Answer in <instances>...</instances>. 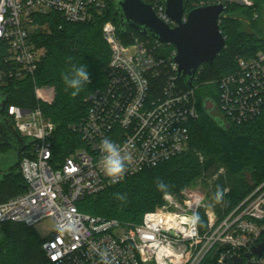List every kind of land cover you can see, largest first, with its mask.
Wrapping results in <instances>:
<instances>
[{"label": "built area", "instance_id": "obj_1", "mask_svg": "<svg viewBox=\"0 0 264 264\" xmlns=\"http://www.w3.org/2000/svg\"><path fill=\"white\" fill-rule=\"evenodd\" d=\"M142 1L165 22L177 25L166 15L164 0ZM235 2L253 5L252 0L217 4L227 7ZM108 4L109 0H0V49L7 51L0 89L9 79L35 77L45 54L35 36L49 30L47 24L37 22L38 15L56 12L68 22L88 23L102 16ZM103 37L111 52L108 83L85 99L86 116L69 126L85 146L56 159V124L42 108L10 105L6 109L5 117L13 120L20 136L35 141L19 164L25 191L0 202V231L8 222L33 227L53 219L54 229L42 243L53 264H102L100 252H106L112 264H200L214 247H221L220 262L233 256L248 261L246 254L264 241V182L229 213L208 211L206 197L192 186L180 195L165 194L163 204L147 212L139 224H123L77 208L85 195L114 185L100 167L99 146L105 137L131 156L122 182L186 152L190 123L200 117L196 88L181 89L174 58L168 63L157 55L165 44L139 38L126 44L112 21L103 25ZM209 83L219 86L217 108L229 122L259 116L264 112V49L241 58L234 73ZM34 91L40 101L51 103L55 98L53 87L36 84ZM194 212L207 217L204 233L199 224L192 228L189 223ZM250 260L264 264V252L252 254Z\"/></svg>", "mask_w": 264, "mask_h": 264}, {"label": "trees", "instance_id": "obj_2", "mask_svg": "<svg viewBox=\"0 0 264 264\" xmlns=\"http://www.w3.org/2000/svg\"><path fill=\"white\" fill-rule=\"evenodd\" d=\"M116 1L109 0L104 14L88 23L68 22L56 12L38 15L37 22L41 25L47 24L49 30H40L35 36L37 46L45 50L35 77L9 79L0 89V93L8 97L2 116L5 117L6 109L10 105L27 109L40 106L45 116L56 124L53 141L56 159L60 160L75 149L85 146L80 134L69 126L80 122L86 116L89 105L85 99L108 83L106 68L111 52L103 37V25L112 21L117 26L119 37L126 44L134 42L136 38L155 41L152 36L144 37L130 26H127L126 33L120 32V17L114 11ZM218 1L189 0L187 10L217 4ZM252 1V6L237 2L227 4L225 16L220 22L227 39L226 48L213 64L205 63L199 67L193 87L196 88L195 97L200 117L190 123L191 139L188 150L99 193L85 195L76 203L79 211L117 219L123 224H139L147 212L163 204L165 194L180 195L183 190L201 179L209 182L208 193L214 202L217 187L225 190L222 202L218 203V210L229 213L264 182V112L246 122H229L217 108L219 86L209 83L234 73L241 58H249L264 49L261 30L255 29L264 8V0ZM246 22L251 31L247 30ZM174 51V46L165 44L157 55L171 63ZM6 52L5 47L0 49V68H3ZM74 65H85L90 76V82L76 97L71 96L72 89H68L63 81V75L70 72ZM178 82L181 89L190 88L186 79L180 78ZM36 84L54 88L53 102L37 99L34 91ZM206 99L215 102L216 110L213 114L204 109ZM29 148L31 146L22 152L20 161ZM9 150V146H0V153H7ZM18 169L19 165L0 181V202L25 191L26 184L22 174H16ZM158 180L168 185L166 192L157 189ZM116 193L126 194V201L116 199ZM199 216L200 229L204 233L208 230V220L204 212H200ZM42 243L43 240L32 227L14 222L5 223L0 231V264H53L47 258ZM220 253L221 247H214L200 264H233L230 259L220 262Z\"/></svg>", "mask_w": 264, "mask_h": 264}, {"label": "water", "instance_id": "obj_3", "mask_svg": "<svg viewBox=\"0 0 264 264\" xmlns=\"http://www.w3.org/2000/svg\"><path fill=\"white\" fill-rule=\"evenodd\" d=\"M189 0H164L166 15L176 26L161 19L151 4L142 0H117L115 14L120 17L118 28L126 33L127 26L132 27L144 37L152 36L163 44L175 47L174 62L177 65V76L186 79L193 87L199 67L205 63L213 64L218 55L226 48L227 39L220 26V19L225 16L226 7L219 4L201 6L188 13L187 21L183 17L187 12ZM8 97L0 93V146H9L7 153H0V181L9 175L11 169L18 166L22 152L34 143V139H24L18 133L13 120L4 117ZM206 112L213 114L215 102L204 101ZM18 169L16 174H20ZM264 252V241L246 254L245 258L233 256V264H258L250 260L252 254L261 256Z\"/></svg>", "mask_w": 264, "mask_h": 264}, {"label": "clouds", "instance_id": "obj_4", "mask_svg": "<svg viewBox=\"0 0 264 264\" xmlns=\"http://www.w3.org/2000/svg\"><path fill=\"white\" fill-rule=\"evenodd\" d=\"M63 81L68 89H72L71 96L76 97L79 95L83 87L90 82L87 67L85 65H74L70 72L63 75ZM99 147L102 153L100 167L102 168L105 176L111 180V183H119L127 171V163L131 159V156L124 151L121 145L112 141L108 137H105L101 141ZM156 186L159 191L166 192L168 189V185L162 180H158L156 182ZM224 196L225 190L218 186L214 194L216 203L222 202ZM115 198L121 201H126L127 195L123 193H116ZM200 221L201 217L197 212H194L189 218V223L192 228H196ZM99 255L101 257L102 264H112L111 260L107 258L106 252H100Z\"/></svg>", "mask_w": 264, "mask_h": 264}, {"label": "rangeland", "instance_id": "obj_5", "mask_svg": "<svg viewBox=\"0 0 264 264\" xmlns=\"http://www.w3.org/2000/svg\"><path fill=\"white\" fill-rule=\"evenodd\" d=\"M247 24V30L251 31L250 29V25L248 24V22H246ZM260 29L261 30V35L264 37V8L262 9V11L260 12V18L257 22V24L255 25V29ZM192 187H197L198 190H196L197 192L203 194L206 199H207V210L210 212H217V210L219 209V204L214 202L211 197L209 196V188H210V184L208 181H204V180H197L195 182L194 185H192ZM54 221L51 218H47L42 220L41 222L37 223L36 225H34L32 227V229H34L38 235L41 237L42 240H44L45 238L48 237V235L51 233V231L54 229Z\"/></svg>", "mask_w": 264, "mask_h": 264}]
</instances>
